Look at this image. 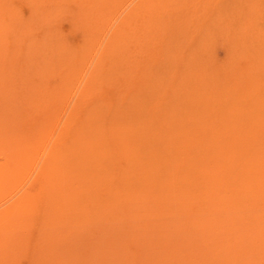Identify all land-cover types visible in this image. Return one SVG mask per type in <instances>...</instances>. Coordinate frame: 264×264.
Returning a JSON list of instances; mask_svg holds the SVG:
<instances>
[{
	"label": "rangeland",
	"instance_id": "374dc122",
	"mask_svg": "<svg viewBox=\"0 0 264 264\" xmlns=\"http://www.w3.org/2000/svg\"><path fill=\"white\" fill-rule=\"evenodd\" d=\"M53 1L54 0H0V66L2 65L1 67H5H3V70L1 69L2 71L0 70V73L3 72L2 74L4 75L10 71V69L7 67L9 64H2V61H5L6 58L7 60L9 58L12 60L13 56L17 57L16 55H25L26 63L28 65L26 67L22 66V68L20 67L17 69V72L22 70V74L20 77H22L23 80H19L20 82L17 81L18 83L16 84V86L14 85V87L17 90L16 93H18L19 91V96L21 95V97H19V99L16 101L15 96L12 94L11 101H4L5 105L2 106L4 109H6V113H8L9 111V115L13 116V120L9 123L8 126H5V124H0V133L4 134H0V140L2 141L6 135H9V133L10 136H14L15 139L16 137H18L17 142L18 139L19 141L21 139L23 146L29 149L28 151L25 149V153H27L26 157H30H28L27 163L25 161L21 162V160H15V162L13 163L7 156H5L3 152L4 149H2L4 147L2 145L4 144H1L0 141V171L2 172L4 170V175L2 174L1 178H4L5 176H7V174L9 175L16 169H18L20 173H18L12 179L13 182L11 184H8L7 187H0V244L2 246H6H3L4 249H2V246L0 248V254H2V256H0L1 264H226V261L223 262L222 259L223 253H218L215 251L214 253L209 254L207 252L208 245L213 244L214 242L218 241V239L225 240L227 243H231L232 245L235 238L238 239L239 235L246 234L243 232H246L245 229L247 228L242 227L243 221L246 220V215L242 217L241 212H236L237 210L234 209V206H228L229 204H227V202L234 200L232 201V203L236 202V206L241 207L243 209L242 212L247 213V215L251 213L258 214L263 210H256L253 203L257 205V202H255L256 200L254 201L252 199L256 198L258 200L264 198V186L260 185V187L258 188L247 187L244 192L237 193V190L240 189H238L237 187H190L188 190H186L187 187H182L181 189H178V187H161V185L160 187H154L152 186L154 185L152 181L155 178L161 179V176L165 175V173L168 172V161H176L174 157H171L170 154H166L165 152V149L168 147L171 150H176V143H174L176 141L170 142V140H168L166 137L163 138V134L165 130H170L169 126L174 127V132H180L184 130V128L186 127V119L190 118L189 116L187 117V114L185 115V113H187V107H189V105L178 101L179 99L177 98V96L179 97L180 94L178 92L182 91L181 89L183 86H185V89H187H184L183 96L194 94L197 89L199 90L201 88V85L198 84V80L201 79L200 76H211V74L208 75V72L216 74V72L219 71V69H215L216 65L218 64L221 66L220 68L224 67L225 69H227L228 75H222L223 77L233 76L231 74H234L235 76L233 78H239L246 82L247 77L255 75V80L258 83L257 86L260 89L263 88L264 0H171V5H167L166 2L168 0H113V6L108 8L109 10L101 13V8L100 10H98L99 14L97 12L95 13L94 18L92 17V20L94 21H92L88 17L86 18L84 12L82 15V11H80V14L78 10H72L70 8L68 4H73L74 0H62L60 2L65 5H59L58 7L55 5L56 1L58 0H55L54 2ZM79 1L82 2L83 0H76L75 5L76 3L79 4ZM44 6L48 8L46 9ZM54 6L57 8H55ZM152 10L153 12H151ZM79 18L81 19V21ZM98 21L99 23H97ZM87 22L88 24H86ZM90 23L92 26L90 25ZM30 26L31 28H29ZM82 27H84V29ZM95 27L98 28L97 31H95ZM135 29L137 30L139 35L137 38L133 39V37H131V33ZM85 31L87 33H85ZM84 34L85 37L82 38L81 35ZM49 35H51L52 37L51 40H49ZM256 38H258L259 40ZM132 39L133 41H131ZM193 39L194 43L192 44L191 42L193 41ZM52 40L55 43L52 42ZM88 40L90 43L88 42ZM249 42H253V44L251 45ZM247 43L248 48L246 46ZM47 44H51V48ZM31 45L33 47L35 46L38 51H36L34 49L35 47L33 48ZM45 45L47 46V48ZM55 45L57 48L62 49L63 52L58 53L59 50L55 47ZM37 46H39L40 48ZM190 46H192V48ZM91 47L93 50L90 49ZM246 48L248 49V51ZM33 49L35 50V52ZM50 49H52V52H50ZM192 49L196 50L197 52H194V50ZM80 50L84 52V54L79 56L80 58L78 57L77 61L76 53L81 52ZM109 50L111 51L110 54ZM89 51L91 52V54ZM117 52L119 54L122 53L120 57H117L119 55ZM247 52L248 54L252 53V55H248ZM60 54L62 55L60 56ZM243 54L247 55L244 56V58H241L243 57ZM101 55H104V58H101ZM44 56L48 58L46 59L44 58ZM49 56H51L52 58ZM237 56L239 57V59L237 58ZM68 57L72 59L75 58L74 60L77 62L75 63L74 60H71ZM122 57L123 60L125 58H128L129 60V65L126 64L127 67H125L124 63L120 64L121 70H126L127 73L125 71H123V73L120 72L121 75L118 73L119 75L116 78L115 75L112 74L113 70L114 73L116 71V68L114 67L115 58ZM253 57L255 58L253 59ZM41 58L44 60L41 61ZM35 59H37L40 63L38 64ZM67 59L68 62H73H69L70 65L68 63L70 67L64 64L61 65V63H59L61 65V69L57 61L62 62V60L65 61ZM190 59L192 62H190ZM235 59L236 61H234ZM245 60L249 61V64L246 61L248 65H246ZM48 61L50 64L52 63L51 61H53L54 64L55 62L57 63L56 65L51 64L52 66H56L55 71H53L55 67H52V70V68L50 67L51 65L48 63ZM224 64H226L227 66H225ZM236 64L239 66L235 67ZM41 65L44 66L41 67ZM229 65L231 66L230 68ZM252 65L253 67H249ZM195 67L197 70L195 69ZM241 67H243V69ZM65 68L69 72L62 73L64 72ZM59 69L60 72L58 71ZM102 69H104L103 72H101ZM184 69L188 70L186 71ZM257 69H259V71ZM260 69L262 71H260ZM206 70L209 71L206 73ZM46 71H51L52 74L51 72ZM230 71L235 72L231 73ZM155 72H157V74L160 73L161 81L160 87L154 91V89L145 87L146 81L144 83L142 82L144 81L145 76L150 77L152 73ZM43 73L44 75H47L43 77ZM57 73L61 75H57ZM107 73L109 74L106 75ZM237 73H239V75ZM62 74L64 77L62 76ZM52 75L55 76L52 77ZM129 75V78H131L130 80L128 78ZM2 76L0 77L1 79ZM33 76H35L34 78L38 79H34ZM59 76L61 77V81L60 79H58ZM112 76H114L116 79L114 77L112 78ZM180 76L182 80H180ZM67 77H69V80L66 79ZM96 77L98 79H96ZM123 77L126 80L128 78V80L124 81L125 79H123ZM172 77L174 78L172 79ZM216 77L218 78V76ZM32 79L36 81L34 82V80ZM189 79H191V81ZM261 79L263 80L262 82H260ZM163 80H166V83ZM42 81H46L47 83L45 82L46 84H44ZM98 81L102 82L100 83ZM138 81H142L141 84L140 82L137 83ZM173 81L177 84H173ZM216 81L218 83L219 81L222 82L221 79H218ZM162 82L163 84H161ZM182 82L183 85L181 84ZM217 82L214 81L212 86L216 87L218 85ZM93 83L94 86H97L94 87ZM195 83L197 85H195ZM170 84L176 86L173 87ZM219 84L221 85H218L217 88L219 87L220 90H223L225 88V85L223 83ZM61 85L64 87L62 88ZM163 85L166 86L162 87ZM28 89L32 90L28 91ZM13 90L16 91L15 89ZM57 90L59 92H57ZM63 91L64 93H62ZM145 91L150 93L147 94ZM119 93L121 97L118 96ZM38 94H40V97L38 96ZM147 95H149V99H147ZM36 96H38L39 98H36ZM136 96H138L137 98L139 99L135 98ZM249 96L250 94L244 93L240 98L242 100H244V98H248L246 100L247 103L245 104L246 107L252 102L250 101ZM114 97L118 99L114 100ZM145 97L146 99H144ZM153 98H158L161 102L160 104L163 106L160 108V112L161 110H164L165 112L162 113H165L166 117H164V119L161 120L162 122L160 121V123H166L165 127L162 126L163 124H161V127L160 124H157L156 120H154L153 118L152 122H150L151 118L149 116L148 107L150 106L149 102L153 100ZM130 99H133L132 103ZM113 100L116 102H114ZM125 100L127 102H130L126 104L127 102ZM163 101L164 103H162ZM42 102H44L46 105H44V103L41 104ZM122 102L124 103L123 105ZM175 102L177 105L175 104ZM240 102L245 103V100ZM109 104L111 105V109L118 107L115 110L113 109L116 112L113 111V113L111 114V110L107 111L108 109H110L108 108L110 107ZM129 104H132V106L130 107ZM52 106H55V111L51 108ZM123 106L125 107L123 108ZM129 107L130 109L133 107L135 110L137 107L138 108L137 111H134L133 108V110H128ZM117 109L119 111H117ZM212 109L214 108L212 107L210 111H206L208 116L211 118L213 111ZM244 110L245 108L241 109V114L238 112V110L230 111L226 115V121L229 120L228 123L231 122L232 124H234L235 122L239 121V119H233L232 117L235 116L234 118H237L236 116H239L238 118H241L242 112V117L247 118L248 114H246ZM88 111L91 114L88 122L90 123V120L93 119L91 120V124L93 123V125L90 126L95 130H90V126L85 128L84 135L86 134L85 137H87L88 146L83 149L81 154L83 155L84 159H86L85 165L89 167V169H94L95 166H98L99 169H101L102 165L106 164L108 168L107 172L103 170L101 172L105 174L104 179L110 178L114 173V183H111V187H104L103 182L105 180L101 182V176L99 181V176L97 177V174L90 173L91 175L86 176L87 180H90L91 183L89 184V187H81L83 188V191L81 188L80 190L79 187H66L68 192H66L67 190H64L65 187L63 189L62 187H42V184L41 187H39V183L43 181L41 178L47 177V174L49 172L47 169L49 167L48 164L51 158L54 157L55 151L58 148L61 149L63 147V144L59 147L57 145L61 144L65 140V138H68V135H70L74 129L79 127L80 123L76 124L75 120L77 122L79 121L78 119H82L85 115V117H87L89 113ZM141 111H143V113H140ZM133 112H136V114L139 113L138 115L140 116L136 118V114ZM117 113L119 114V116H122V114L125 113V116L128 117L126 118L123 114V119L122 121H120V124L119 120H121V116L119 117ZM234 113L237 115H235ZM45 114L48 116H46ZM54 114L56 115L55 117L53 116ZM94 115L95 117H93ZM131 115H134L135 117ZM112 116H116L114 117L115 119ZM129 116L131 117L129 118ZM117 118L119 119L116 120ZM51 120L54 122H51ZM123 120L124 123L125 120H128V122L125 123L126 127H129L127 130L125 128V125H123ZM43 121H45V123L52 124L48 126V124L43 123ZM248 121L246 120L245 123L248 124ZM99 122H102V124H100ZM149 123H153L152 127H150L151 125ZM204 123L205 124H202L201 126L206 127L207 124H214V122L211 121H207ZM40 124L42 126L45 125L44 127L47 128L41 127ZM108 125H112V127H109ZM117 125L121 126L118 127ZM16 126L18 127V129ZM113 126H115L114 129ZM201 126L199 125V128ZM225 126L223 128L221 127L223 131L221 128H218L220 130L218 132H215V135H220L221 139H217L216 136H212L213 138L202 137L201 135L197 136L199 138H195V142L192 144L193 146L191 145V148L188 149V153L187 151H185V149L182 150V158H179V160L177 159V161L179 163H184L189 161V159L191 160V155L194 157V155L198 153V150L199 153L200 150L206 149H212L217 152L219 148V152L221 150H225L226 152L228 151L231 154L232 147L229 140L231 139V135L230 133H228L231 126ZM9 127L11 128L9 129ZM131 127H133L132 131H130ZM163 127L165 130L163 129ZM19 128L21 130L23 129V132ZM117 128L125 130L124 132L128 134V136L133 139V141H135V146L137 147L136 153H141L149 150L150 153L147 155V159H145L146 155H144L143 153L145 161L143 160L140 163L142 164V167L131 166L132 170H130L128 165L129 162L126 160L127 153L131 156L130 150H128V152L124 148L121 150L122 145H120L119 141H116L112 136H109V131L114 132ZM139 128L141 129L140 134ZM149 128L151 130L153 129V133L150 132L151 130ZM156 128L158 129V131ZM28 129H31V132ZM45 129H47L48 131ZM62 129L64 130V133H61ZM97 129L98 131H96ZM108 129L109 131L107 132ZM34 130H36L37 133ZM100 130L101 132L99 133ZM144 130H146V132H150V136L148 133H145ZM5 131L9 133H5ZM67 131H69L70 133H67ZM91 131H94V133H92ZM154 132L156 133L154 134ZM23 133L25 134L26 138ZM43 134L45 137L43 136ZM243 134L244 132L240 130L236 134L237 136H235L238 138V140L242 141V139L244 138L242 137ZM104 135L107 137H105ZM152 135L154 136L152 137ZM255 135L258 136L256 132L251 134L250 139L258 141V137H256ZM62 136L66 137L62 138ZM145 136H148V138L150 139ZM159 137L161 141L158 140ZM142 138H147V144L144 143L145 141H143ZM202 138L204 139V141ZM149 140H151L152 142H150ZM211 140L216 143L211 142ZM94 141L96 143H99L95 145L96 143ZM211 143L214 145L213 148L210 147V145H212ZM224 143L228 144L225 145ZM158 145H161V148ZM91 146L93 148H90ZM195 146L198 148H196ZM238 149L242 148L238 147ZM154 150L160 151L156 152ZM85 151L88 153H85ZM122 151L125 155H123ZM240 152L241 151H239V153ZM153 153L154 157H152ZM133 154H135V152ZM166 155H169V157H166ZM100 156L105 157L104 159H102L103 157ZM186 156L189 158H187ZM151 158H153V160H151ZM194 160H199V157H195ZM204 160L206 161L207 158H205ZM7 162H10L8 166L6 164ZM115 164H117V167L114 166ZM145 165L146 167H144ZM5 166L6 168H4ZM90 166L92 167L90 168ZM261 166L263 167V165H258L257 172L264 169H260ZM210 167L212 168V166ZM124 168L126 169L124 170ZM128 168L129 170H127ZM127 174L128 177H132V180H134V182H138L141 187H127ZM94 175L96 177H94ZM56 178H59L58 175H56ZM121 178L124 180H121ZM110 179L112 180V178ZM167 179H169L168 182L172 184L174 178L170 176ZM75 180L76 182L80 181V179H77L76 177ZM170 180H172V182H170ZM24 181L27 182L28 185L26 184L24 187H21L22 183H25ZM120 181H123V184ZM100 182L101 187L99 185ZM31 185H33V187ZM148 185H150V187ZM217 188H220V190H217ZM51 189L54 190L53 193H51ZM251 189L253 190L251 191ZM133 191L135 192L133 193ZM112 192L115 193L114 195H117V197H114V195H112ZM201 192H203L204 195ZM252 193L255 196H253ZM54 194H59L57 197L61 198V202H64L63 204L67 202L68 197V201H72L73 206L75 205L76 207H73V209L70 210V213L69 211H66L65 213L63 212V214L62 211L55 212L50 210V200L48 199L50 196L47 195ZM86 195L88 198L86 197ZM195 195H197V197H194ZM82 196L84 197V199ZM176 196L179 197L177 198ZM64 197L66 198L65 201ZM203 197H205L206 203L217 202V205H224L219 209L220 212H218L219 214L217 218L211 219L212 222L210 224L212 226L214 225L215 227L213 230L208 228L209 226L205 225L202 222L198 223L196 216L193 218L192 215H190V210L188 211V208L185 209L184 207L185 201L187 199H190L189 202H191V205H193L195 204L196 199H203ZM81 199H83L84 201ZM77 200L83 201V203L80 204ZM129 200L132 202H130ZM91 202H98V205H94L95 211L98 213V215L95 214L96 212L94 211V209L89 212L87 211V209L89 210L90 208ZM96 205L98 207H96ZM176 205H178V207ZM113 207H115V209H112ZM140 208H142L143 210L141 211ZM224 208L225 210L228 209L227 212L224 211ZM136 209L138 211H136ZM103 212L105 213V216H103ZM74 214H77V216H74ZM216 215L215 213H213L210 216L205 215L204 217L213 218V216L216 217ZM80 216L83 218H81ZM60 217H66L68 219L67 221V219L65 218L67 221V223L65 224H68L66 227H64V224L62 225L61 222L63 221V218ZM75 217H77L78 219H76ZM41 218H43L45 221L41 224L45 225L46 223V226H48L46 228H42L43 230L40 228V226H38V224H36L38 219L40 220ZM73 219H75L76 221ZM225 220H227L226 223L223 222ZM91 221L92 223H90ZM240 223L242 225H240ZM256 223L254 226V223L252 221L251 224H249L248 222L251 229L247 230V233L250 237L246 234V239H255L254 237L257 235L256 232H258L256 230V226L259 225ZM236 226H238L239 228L238 232L235 231ZM232 230H234L233 233H231ZM242 238H245V236ZM259 249L261 251L260 257L262 259V255L264 258V244ZM250 257H245L237 264H262L263 262L262 260V262L260 263L259 261H257V259L254 263ZM2 261H4V263Z\"/></svg>",
	"mask_w": 264,
	"mask_h": 264
},
{
	"label": "bare ground",
	"instance_id": "6f19581e",
	"mask_svg": "<svg viewBox=\"0 0 264 264\" xmlns=\"http://www.w3.org/2000/svg\"><path fill=\"white\" fill-rule=\"evenodd\" d=\"M47 1V0H46ZM55 1V0H54ZM53 1V2H54ZM60 1H62V0H58V1H56V6L58 7L59 5H65V4H63V3H61ZM170 1L171 0H168L166 3H167V5H169L170 4ZM45 2V1H44ZM75 2H76V0H74L73 1V4L72 3H70V4H68L69 6H70V8L72 9V10H78L79 11V13H80V11H82V15H83V12L85 13L84 15L86 16V18L88 17V18H90L91 20L94 18V16H95V13L97 12L98 13V10H100L101 8H102V12L101 13H104V11H106V10H109L108 8H110L111 6H113V0H83L82 2H80L79 4H77L76 3V5H75ZM174 2V1H173ZM152 3V2H151ZM163 4V3H162ZM161 5V4H160ZM171 5V4H170ZM153 6V5H152ZM45 7V6H44ZM55 7V6H54ZM57 7H55V8H57ZM156 7V6H155ZM43 8V7H42ZM41 8V9H42ZM46 8V7H45ZM48 8V7H47ZM46 8V9H47ZM155 11H156V9H155ZM151 12H153V10L151 11ZM81 14V13H80ZM99 14V13H98ZM151 14H154V13H151ZM93 17V18H92ZM80 19V18H79ZM83 19V18H82ZM80 21H81V19H80ZM92 21H94V20H92ZM77 22V21H76ZM85 22V21H84ZM218 22V21H217ZM97 23H99V21L97 22ZM75 24V23H74ZM86 24H88V22L86 23ZM93 24H94V22H93ZM101 24V23H100ZM77 25V24H76ZM75 25V26H76ZM90 25H91V23H90ZM85 26V25H84ZM92 26V25H91ZM94 26H95V24H94ZM205 26V25H204ZM77 27V26H76ZM101 27V26H100ZM29 28H31V26L29 27ZM83 29H84V27H82ZM80 29V28H79ZM82 29V30H83ZM87 29V28H86ZM97 29L98 28H96L95 27V31H97ZM74 30H76V29H74ZM79 32H80V30H79ZM206 32V31H205ZM76 33H78V32H76ZM85 33H87L86 31H85ZM90 35V34H89ZM88 35V36H89ZM95 35V34H94ZM138 35H139V33L137 32V30L135 29V30H133L132 31V33H131V37H133V39L134 38H137L138 37ZM210 35V34H209ZM82 36V38L83 37H85V34L84 35H81ZM80 36V37H81ZM87 36V37H88ZM91 36V35H90ZM212 36V35H211ZM214 36V35H213ZM208 37V36H207ZM222 37V36H221ZM220 37V38H221ZM226 37H227V35H226ZM259 37V36H258ZM79 38V37H78ZM82 38H81V40H82ZM52 39V37H51V35H49V40H51ZM56 39V38H55ZM93 39V38H92ZM91 39V40H92ZM133 39L131 40V41H133ZM202 39V38H201ZM228 39V38H227ZM232 39V38H231ZM256 39H258V38H256ZM87 40V39H86ZM212 40V39H211ZM210 40V41H211ZM240 40V39H239ZM259 40V39H258ZM261 40V39H260ZM96 41V40H95ZM208 41V40H207ZM49 42V41H48ZM47 42V43H48ZM52 42H54L53 40H52ZM56 42H57V40H56ZM88 42H89V40H88ZM258 42V41H257ZM50 43V42H49ZM55 43V42H54ZM86 43V42H85ZM90 43V42H89ZM192 44L194 43V39H193V41L191 42ZM202 43V42H201ZM250 43V42H249ZM260 43V42H259ZM190 44V43H189ZM251 45L253 44V42H251L250 43ZM35 45V44H34ZM44 45V44H43ZM47 45H49V47L51 48V44H47ZM84 45V44H83ZM86 45V44H85ZM92 45V44H91ZM195 45V44H194ZM201 45V44H200ZM248 45V43L246 44V46ZM32 46V45H31ZM46 46V45H45ZM87 46H88V43H87ZM94 46V45H93ZM187 46V45H186ZM185 46V47H186ZM25 47V46H24ZM33 47V46H32ZM35 47V46H34ZM33 47V48H34ZM37 47H39V46H37ZM48 47V48H49ZM55 47H56V45H55ZM54 47V48H55ZM60 47V46H59ZM62 47V46H61ZM85 47V46H84ZM191 48H192V46H190ZM240 47V46H239ZM40 48V47H39ZM46 48H47V46H46ZM57 48V47H56ZM187 48V47H186ZM189 48V47H188ZM247 48H248V46H247ZM246 48V49H247ZM36 51H38L37 50V48L35 47L34 48ZM33 49V50H34ZM42 49V48H41ZM58 50H59V52L58 53H62L63 52V50L62 49H59V48H57ZM56 49V50H57ZM90 49H92V47L90 48ZM109 49V48H108ZM206 49V48H205ZM226 49V48H225ZM259 49V48H258ZM17 50V49H16ZM23 50V49H22ZM35 50H34V52H35ZM47 50V49H46ZM52 49H50V52H52L51 51ZM93 50V49H92ZM107 50V49H106ZM192 50H194V49H192ZM198 50V49H197ZM250 50V49H249ZM41 51V50H40ZM48 51H49V49H48ZM61 51V52H60ZM81 51V50H80ZM196 50H194V52H195ZM203 51V50H202ZM231 51V50H230ZM247 51H248V49H247ZM260 51V50H259ZM22 52V51H21ZM20 52V53H21ZM66 52V51H65ZM64 52V53H65ZM86 52H88V51H86ZM90 52V51H89ZM192 52V51H191ZM197 52V51H196ZM264 52V51H263ZM46 53H47V51H46ZM56 53V52H55ZM63 53V54H64ZM92 53H93V51H92ZM111 53V51L109 50V54ZM118 53V52H117ZM230 53V52H229ZM7 54V53H6ZM70 54V53H69ZM82 54H84V52H79V53H76V57H77V61H78V57L79 56H81ZM90 54H91V52H90ZM95 54V53H94ZM93 54V55H94ZM109 54H107V55H109ZM119 54V53H118ZM121 54L122 53H120L117 57H120L121 56ZM196 54H198V53H196ZM247 54H248V52H247ZM246 54V55H247ZM15 55V54H14ZM39 55H41V54H39ZM42 55H43V53H42ZM49 55V54H48ZM51 55V54H50ZM54 55V54H53ZM57 55H59V54H57ZM62 54H60V56H61ZM85 55H86V53H85ZM104 55H106V54H104ZM104 55L102 56L101 55V58L103 57L104 58ZM246 55H242L243 57H241V58H244V56H246ZM248 55H252V53L251 54H248ZM259 55V54H258ZM1 56V55H0ZM3 56V55H2ZM17 57H15V56H13V59L11 60L10 58L7 60V58L6 57H4V58H6L5 59V61H2L3 63L2 64H9L7 67L10 69V71L8 72V73H6V74H2V73H0L1 75H0V77L2 76V79L0 80V117L2 118V117H4V118H0L1 120H0V124H5V126L7 125H9V123L10 122H12V120H13V116H10L9 115V111H8V113H6V109H4L2 106L3 105H5L4 104V101L6 102V101H8V100H10L11 101V99H12V97H11V95L13 94L14 96H15V100L17 101L18 99H19V97H21V95L19 96V91H18V93H16L17 92V90H16V88L14 87V85L16 86V84L18 83L17 81H19V80H23V78L22 77H20L21 76V74H22V70L21 71H19V72H17V69L18 68H22V66H28L27 65V63H26V57H25V55L24 56H22L21 54H20V56L19 55H16ZM26 56H27V53H26ZM69 56V55H68ZM241 56V55H240ZM256 56V55H255ZM260 56V55H259ZM36 57H37V55H36ZM49 57H51V56H49ZM53 57H55V56H53ZM59 57V56H58ZM57 57V58H58ZM64 57V56H63ZM71 57V56H70ZM183 57V56H182ZM3 58V59H4ZM31 58V57H30ZM39 58V57H38ZM44 58H46L45 56H44ZM48 58V57H47ZM46 58V59H47ZM52 58V57H51ZM69 58V57H68ZM72 58H73V55H72ZM72 58H69V59H71V60H74V59H72ZM80 58V57H79ZM237 58L239 59V57L237 56ZM236 58V59H237ZM255 57H253V59H254ZM46 59H45V61H46ZM61 59V58H60ZM81 59H82V57H81ZM126 59V60H125ZM124 60H123V57L122 58H115V65H114V67L116 68L115 70V73H114V70H113V72H112V74H114L115 75V77L117 78L118 77V75L120 74V72H122L123 73V71H125L126 72V70H121V67H120V64H122V63H124L125 64V67H127L126 66V64H128L129 63V60H128V58H125ZM236 59L234 60V61H236ZM7 60V61H6ZM44 59H42L41 58V61H43ZM58 60H59V58H58ZM84 60H86V59H84ZM101 60V59H100ZM193 60V59H192ZM35 61H37V63L39 64L40 62H38V60L37 59H35ZM40 61V60H39ZM55 61H57V60H55ZM60 61V60H59ZM59 61H57L58 62V65L60 66V68H61V65L62 64H64V65H66V66H68V67H70L69 65H70V63L69 62H73V61H69L68 62V59L67 60H65V61H63L62 60V62H64V63H62V62H59ZM77 61H75L74 60V62L76 63ZM112 61V60H111ZM127 61V62H126ZM222 61V60H221ZM233 61V62H234ZM244 61V60H243ZM247 60H245V62H246ZM254 61V60H253ZM52 63L51 64H54L53 63V61H51ZM126 62V63H125ZM190 62H192L191 61V59H190ZM248 62V64H249V61H247ZM247 62H246V65H248L247 64ZM26 63V64H25ZM36 63V62H35ZM48 63H49V61H48ZM59 63H61V65L59 64ZM68 63H69V65H68ZM84 63V62H83ZM101 63H102V61H101ZM185 63V62H184ZM195 63V62H194ZM237 63V62H236ZM240 63V62H239ZM242 63V62H241ZM47 64V63H46ZM50 64V63H49ZM50 64V65H51ZM57 63L55 62V64L54 65H56ZM79 64H80V60H79ZM187 64V63H186ZM190 64V63H189ZM198 64V63H197ZM238 64V63H237ZM236 64V66L235 67H237V66H239V65H237ZM243 64H245V63H243ZM35 65V64H34ZM57 65V66H58ZM129 65V64H128ZM184 65V64H183ZM192 65V64H191ZM225 66H227L226 64H224ZM242 65V64H241ZM2 66V65H1ZM0 66V70L2 69L3 70V67H1ZM36 66H37V64H36ZM42 66H44V65H41V67ZM77 66V65H76ZM180 66H182V65H180ZM49 67V66H48ZM51 68L53 67H55L54 68V70H53V68H52V70L53 71H55V69H56V66H50ZM49 67V68H50ZM131 67V66H130ZM130 67H128V68H130ZM167 67H169V66H167ZM188 67V66H187ZM221 66L220 65H216V67H215V69H219V71L218 72H216V74L215 73H209L207 70H206V73L208 72V75L209 74H211V76H203V77H201L200 76V80H198V84L199 85H201V88L198 90L197 89V91L194 93V94H189V95H187V96H183V91H184V89H185V86H183L182 87V91H180V92H178V93H180L179 94V97L177 96V98L179 99L178 101H181V102H183V103H185V104H188L189 105V107H187V113H185V115L187 114V117L189 116L190 118H188V119H186V120H184V121H186V127L184 128V130H182V131H180V132H174V127H172V126H169L170 127V130L168 129L167 131L164 129V127L166 126V123H160V121L161 120H163L164 119V117H166L165 116V113H162V112H165L164 110H161V112H160V108L161 107H163L160 103V101H159V99L158 98H153V100H151L150 102H149V104H150V106L148 107V112H149V116H150V118H151V121L150 122H152V120L154 119V120H156V122H157V124L159 123L160 124V126H161V124H163L162 126H164L163 127V129L165 130L164 131V134H163V138L164 137H166L168 140H170V142L172 141H176V142H174V143H176V146L175 147H177V149L176 150H171L169 147L168 148H166L165 149V152H166V154H170V156L171 157H174L175 158V160L176 161H168V163L167 164H169L167 167L169 168L168 169V172H166L165 173V175H163V176H161V179L160 178H158V179H154L152 182L154 183V185H152V186H154V187H160V185H161V187H178V189L180 188H182V187H187L186 188V190H188L190 187H237L239 190H237V193L239 192V193H242V192H244V190H246V188L248 187V188H250V187H254V188H258V187H260V185L261 186H264V169L263 170H261V171H259V172H257L258 170H257V168H258V165L260 164V165H263V167L261 166V168L260 169H262V168H264V86H263V88H259L257 85H258V83L256 82V77H255V75L254 76H250V77H247L246 78V82H244L243 80H241V79H236V78H233L235 75L234 74H231V75H233V76H226V77H223L222 75H228L227 74V69H225L224 67H222V68H220ZM231 66L229 65V68H230ZM249 67H253V65L252 66H249ZM5 68V67H4ZM204 68V67H203ZM206 68V67H205ZM242 69H243V67H241ZM7 69V68H6ZM25 69V68H24ZM23 69V70H24ZM29 69H31V68H29ZM28 69V70H29ZM48 69V68H47ZM62 69V68H61ZM97 69V68H96ZM126 69V68H125ZM195 69H196V67H195ZM208 69V68H207ZM210 69H211V67H210ZM213 69V68H212ZM238 69H239V67H238ZM251 69V68H250ZM253 69V68H252ZM1 70V71H2ZM51 70V71H52ZM108 70H110V69H108ZM184 70H186V69H184ZM183 70V71H184ZM188 70V69H187ZM186 70V71H187ZM197 70V69H196ZM258 71H259V69H257ZM42 71V70H41ZM40 71V72H41ZM51 71H46V72H51ZM57 71V70H56ZM59 72H60V69L58 70ZM62 71V70H61ZM104 71V69H102V71L101 72H103ZM162 71V70H161ZM167 71V70H166ZM177 71V70H176ZM183 71H182V73H183ZM193 71H195V70H193ZM232 71H233V69H232ZM252 71V70H251ZM260 71H262L261 69H260ZM28 72V71H27ZM44 72V71H43ZM45 72V73H46ZM67 72H69V71H67V69L65 68V70H64V72H62V73H67ZM76 72V71H75ZM106 72H108V71H106ZM165 72V71H164ZM169 72V71H168ZM211 72V71H210ZM231 72V71H230ZM235 72V71H234ZM234 72H231V73H234ZM236 72H240V71H236ZM5 73V72H4ZM55 73V72H54ZM96 73V72H95ZM110 73V72H109ZM109 73H107L106 75H108ZM119 73V74H118ZM127 73V72H126ZM170 73V72H169ZM173 73V72H172ZM171 73V74H172ZM187 73V72H186ZM243 73V72H242ZM246 73V72H245ZM264 73V72H263ZM24 74V73H23ZM35 74V73H34ZM51 74H52V72H51ZM59 73H57V75H58ZM78 74V73H77ZM125 74V73H124ZM157 72H155V73H152V75L150 76V77H144V81H143V78H142V83H144L145 81H146V85H145V87H148L149 89H154V91L156 90V89H158L159 87H160V73L159 74H157ZM168 74V73H167ZM176 74H177V72H176ZM181 74V73H180ZM194 74H196V73H194ZM202 74V73H201ZM238 75H239V73H237ZM253 74V73H252ZM257 74V73H256ZM25 75H27V74H25ZM45 75H47V74H45ZM44 75V73L42 74V76L44 77L45 76ZM59 75H61V74H59ZM72 75H74V74H72ZM91 75H93V74H91ZM101 75V74H100ZM121 75V74H120ZM126 75V74H125ZM137 75V74H136ZM162 75V74H161ZM182 75V74H181ZM199 75V74H198ZM55 76V75H54ZM53 75H52V77H54ZM62 76H63V74H62ZM67 76V75H66ZM70 76V75H69ZM76 76H78V75H76ZM95 76V75H94ZM110 76V75H109ZM109 76H107V77H109ZM133 76V75H132ZM131 76V77H132ZM169 76H170V74H169ZM183 76V75H182ZM190 76H192V75H190ZM215 76V77H214ZM216 76H218V78L216 77ZM27 77V76H26ZM35 76H33V78H34ZM41 77V76H40ZM42 77V78H43ZM47 77V76H46ZM64 77V76H63ZM74 77V76H73ZM114 76H112V78H113ZM114 77V78H115ZM119 77H121V76H119ZM125 77V76H124ZM123 77V79H125ZM130 77V75L128 76V78ZM186 77H188V76H186ZM198 77V76H197ZM205 77V78H204ZM243 77H244V75H243ZM242 77V78H243ZM61 77L59 76L58 77V79H60ZM69 77H67L66 79H68ZM104 78V77H103ZM115 78V79H116ZM128 78H127V80H128ZM166 78H167V76H166ZM174 77H172V79H173ZM177 78V77H176ZM180 78H181V76H180ZM231 78H233V79H231ZM241 78V77H240ZM34 79H36V78H34ZM34 79H32V80H34ZM38 79V78H37ZM36 79V80H37ZM45 79H47V78H45ZM57 79V80H58ZM71 79H74V78H71ZM96 79H98L97 77H96ZM122 79V78H121ZM131 78H129V80H130ZM164 79V78H163ZM185 79V78H184ZM218 79H221L222 80V82H220L219 81V83H223L224 85H225V88L223 89V90H220V88L218 89L217 88V86L219 85H221V84H219L216 80H218ZM3 80V81H2ZM36 80H34V82L36 81ZM69 80V79H68ZM93 80V79H92ZM105 80V79H104ZM126 79L124 80V81H127ZM180 80H182V78L180 79ZM187 80V79H186ZM190 81H191V79H189ZM194 80V79H193ZM60 81H61V79H60ZM64 81V80H63ZM72 81V80H71ZM70 81V82H71ZM94 81V80H93ZM107 81V80H106ZM119 81H121V80H119ZM163 81H165V83H166V80H163ZM217 82V86L216 87H213L212 85H213V82ZM263 80L261 79V81L260 82H262ZM20 82V81H19ZM43 82V81H42ZM46 82V81H45ZM45 82H43L44 84H46ZM59 82V81H58ZM65 82V81H64ZM73 82V81H72ZM97 82V81H96ZM98 82H100V81H98ZM102 82V81H101ZM100 82V83H101ZM110 82H111V80H110ZM133 82V81H132ZM140 81H138L137 83H139ZM141 82H140V84H141ZM172 82V81H171ZM178 82V81H177ZM185 82V81H184ZM196 82V81H195ZM258 82H259V80H258ZM42 83V84H43ZM53 83V82H52ZM54 83H56V82H54ZM61 83V82H60ZM263 83H264V81H263ZM117 84V83H116ZM139 84V85H140ZM161 84H163V82L161 83ZM173 84H177V83H174V81H173ZM182 85H183V82L181 83ZM190 84V83H189ZM223 84H222V86H223ZM54 85V84H53ZM63 85H64V83H63ZM90 85H91V82H90ZM96 85V84H95ZM101 85V84H100ZM139 85H137V86H139ZM143 85V84H142ZM168 85V84H167ZM171 85V84H170ZM180 85V84H179ZM195 85H197L196 83H195ZM244 85V86H243ZM18 86V85H17ZM27 86H28V84H27ZM42 86V85H41ZM62 86V85H61ZM70 86V85H69ZM87 86V85H86ZM93 86H94V83H93ZM97 86V85H96ZM96 86H94V87H96ZM164 86H166V85H163L162 87H164ZM169 86V85H168ZM167 86V87H168ZM171 86H173V87H175L174 85H171ZM178 86V85H177ZM181 86V85H180ZM193 86V85H192ZM222 86H221V88H222ZM14 87V88H13ZM60 87V86H59ZM58 87V88H59ZM64 86H62V88H63ZM142 87V86H141ZM195 87V86H194ZM30 88V87H29ZM67 88H68V86H67ZM89 88H90V86H89ZM92 88V87H91ZM140 88V87H139ZM196 88H197V86H196ZM13 89H15L16 91H14ZM61 89V88H60ZM59 89V90H60ZM65 89V88H64ZM85 89H86V87H85ZM96 89V88H95ZM164 89V88H163ZM174 89V88H173ZM176 89V88H175ZM32 89H28V91H31ZM165 90H167V89H165ZM185 90H187V89H185ZM227 90V91H226ZM46 91V90H45ZM61 91V90H60ZM65 91V90H64ZM64 91L62 92V93H64ZM150 91V90H149ZM160 91V90H159ZM171 91H173V90H171ZM57 92H59L58 90H57ZM68 92V91H67ZM95 92H96V90H95ZM146 92V91H145ZM157 92V91H156ZM168 92V91H167ZM186 92V91H185ZM191 92V91H190ZM82 93V92H81ZM137 93V92H136ZM139 93V92H138ZM147 94L148 93H150V92H146ZM159 93V92H158ZM157 93V94H158ZM170 93V92H169ZM244 93H246V94H250V96H249V98H250V101H252L247 107H246V100L248 99H245L244 98V100H245V103L244 102H240V101H244V100H242V99H240L241 98V95L242 94H244ZM35 94V93H34ZM59 94V93H58ZM114 94V93H113ZM140 94V93H139ZM172 94V93H171ZM40 94H38V96H39ZM176 95V94H175ZM174 95V96H175ZM14 96H13V98H14ZM32 96V95H31ZM38 96H36V98L38 97ZM57 96V95H56ZM60 96V95H59ZM58 96V97H59ZM118 96H120V93H119V95ZM124 96V95H123ZM139 96V95H138ZM138 96H136L135 98H137ZM144 96H146V95H144ZM148 97H147V99H149V95H147ZM159 96V95H158ZM161 96V95H160ZM40 97V96H39ZM38 97V98H39ZM61 97H62V95H61ZM121 97V96H120ZM143 97V96H142ZM141 97V98H142ZM247 97V96H246ZM54 98H55V95H54ZM115 98V97H114ZM129 98V97H128ZM135 98H133V99H135ZM176 98V97H175ZM176 98V99H177ZM118 99V98H117ZM116 98L114 99V100H117ZM133 99H130V101H131V103H132V100ZM137 99H139V98H137ZM144 99H146V97L144 98ZM143 99V100H144ZM14 100V99H13ZM12 100V101H13ZM109 100V99H108ZM113 100V101H114ZM122 100V99H121ZM169 100V99H168ZM20 101V100H19ZM43 101V100H42ZM111 101V100H110ZM109 101V102H110ZM119 101V100H118ZM124 101V100H123ZM126 101V100H125ZM130 101H128V102H130ZM142 101V100H141ZM175 101V100H174ZM249 101V102H250ZM44 102H46V101H44ZM44 102H42L41 104H43ZM114 102H116V101H114ZM120 102V101H119ZM118 102V103H119ZM127 102V101H126ZM128 102L126 103V104H128ZM134 102V101H133ZM138 102V101H137ZM136 102V103H137ZM177 102V101H176ZM176 102H175V104H176ZM181 102H179V103H181ZM9 103V102H8ZM11 103V102H10ZM17 103V102H16ZM135 103V102H134ZM140 103V102H139ZM146 103V102H145ZM148 103V102H147ZM162 103H164V101L162 102ZM41 104H39V105H41ZM99 104V103H98ZM117 104V103H116ZM115 104V105H116ZM121 104V103H120ZM124 103L122 102V105H123ZM138 104V103H137ZM143 104V103H142ZM44 105H46L45 103H44ZM110 105V104H109ZM108 105V106H109ZM113 105H114V103H113ZM119 105V104H118ZM130 105V104H129ZM161 105V106H160ZM171 105V104H170ZM177 105V104H176ZM16 106V105H15ZM96 106V105H95ZM100 106V105H99ZM126 106V105H125ZM125 106H123V108L125 107ZM132 106V104L130 105V107ZM135 106H137V105H135ZM140 106H141V104H140ZM55 107V106H54ZM54 107L52 106L51 108L52 109H54ZM86 107V106H85ZM97 107V106H96ZM106 107V106H105ZM121 107V106H120ZM128 107V106H127ZM130 107H129V109L128 110H133L132 108L130 109ZM142 107H143V105H142ZM214 108V109H212L211 111H212V118L211 117H209L208 116V114H207V110L208 111H210V109L211 108ZM8 108V107H7ZM13 108V107H12ZM108 108H110V109H106L107 111H109V110H111L110 112H111V114L113 113V111L116 109V108H118V107H116V108H113V109H111V105H110V107H108ZM138 108V107H137ZM137 108H136V110L134 109V111H137ZM140 108V107H139ZM147 108V107H146ZM145 108V109H146ZM168 108V107H167ZM243 108H245V110H244V112L246 113V114H248V117L247 118H243L242 116H243V112H242V116H241V118H238L239 116H236L237 118H234V117H232L233 119H239V121H237V122H235V120H234V124H232L231 122L230 123H228L229 122V120L228 121H226V115L230 112V111H232V110H238V112L240 113V111H241V109H243ZM92 109V108H91ZM176 109H177V107H176ZM26 110V109H25ZM89 110V109H88ZM93 110V109H92ZM91 110V111H92ZM105 110V109H104ZM119 110H120V108H119ZM118 109H117V111H119ZM124 110V109H123ZM142 110V109H141ZM171 110V109H170ZM54 111H55V109H54ZM53 111V112H54ZM139 111V110H138ZM168 111V110H167ZM177 111V110H176ZM89 112V111H88ZM106 112V111H105ZM109 112V113H110ZM114 112H116V111H114ZM121 112V111H120ZM120 112H118V113H120ZM145 112V111H144ZM173 112V111H172ZM206 112V113H205ZM11 113V112H10ZM117 113V114H118ZM133 113H135L136 114V112H133ZM138 113V112H137ZM140 113H143V111H141ZM167 113V112H166ZM175 113H177V112H175ZM208 113H210V112H208ZM232 113V112H231ZM8 114V115H7ZM49 114V113H48ZM52 114V113H51ZM85 114V113H84ZM124 114V116L126 115L125 113H123ZM123 114H122V116H121V120H119V123H120V121H122V119H123ZM131 114H132V112H131ZM139 114V113H138ZM138 114H136L135 116H136V118L137 117H139L140 115H138ZM235 114V113H234ZM241 114V113H240ZM46 115V114H45ZM90 112L88 113V116L87 117H83V115H82V119L80 120V119H78L79 121H77L76 122V120H75V123L77 124H79L80 123V125H79V127H77L76 129H74L73 130V132L70 134V135H68V138L66 139L65 138V140L61 143V144H58V142H57V146L59 147V146H61L62 144H63V147L61 148V149H57L56 151H55V155H54V157H50L51 158V160H50V162H49V164H48V174H47V177L45 178L44 176V178H41L43 181L41 182V183H39L40 184V186L39 187H41V184H42V187H62V189L64 188V190L66 191L67 189H66V187L67 188H69V187H79V189L81 188V187H89V184L91 183V181L90 180H87V176L86 175H91L90 173H94V174H97V177L99 176V181H100V176H101V178H102V180H101V182H103V180H105L104 182H103V185H104V187H111L110 185H111V183H114V179H115V177H114V173H113V175L110 177V178H112V180L110 179V178H106V179H104L105 178V174H103L101 171L103 170V171H106L107 172V166H106V164H104V165H102V167H101V169H99V167L98 166H95L94 167V169H89V167H87L85 164H86V162H85V160L86 159H84V157H83V155L81 154V152L83 151V149L84 148H86V146H88V141H87V137H85V135H84V131H85V128L86 127H88V126H92L93 125V123L91 124V120H93V119H91L90 120V123L88 122L89 120L88 119H90ZM102 115V114H101ZM105 115H109V114H105ZM130 115V114H129ZM146 115V114H145ZM174 115V114H173ZM211 115V114H210ZM235 115H237V114H235ZM46 116H48V115H46ZM50 116V115H49ZM54 117L56 116L55 114L53 115ZM52 116V117H53ZM118 116H119V114H118ZM117 116V117H118ZM119 116V117H120ZM131 116H134V115H131ZM131 116H129V118L131 117ZM134 116V117H135ZM148 116V117H149ZM245 116V115H244ZM93 117H95V115L93 116ZM97 117V116H96ZM102 117V116H101ZM106 117V116H105ZM109 117V116H108ZM113 117V116H112ZM114 117H116V116H114ZM113 117V118H114ZM126 117V116H125ZM124 117V118H125ZM128 117V116H127ZM126 117V118H127ZM134 117H132V118H134ZM168 117V116H167ZM174 117V116H173ZM50 118V117H49ZM104 118V117H103ZM110 118V117H109ZM128 118V119H129ZM153 118V119H152ZM183 118H185V117H183ZM183 118H181V119H183ZM34 119V118H33ZM46 119V118H45ZM52 119V118H51ZM98 119V118H97ZM102 119V118H101ZM115 119V118H114ZM119 118H117L116 120H118ZM168 119H170V118H168ZM3 120V121H2ZM105 120V119H104ZM103 120V121H104ZM143 120V119H142ZM246 120L248 121V124L247 123H245L246 122ZM46 121V120H45ZM45 121H43V123H45ZM97 121H99V120H97ZM101 121V120H100ZM139 121V120H138ZM168 121V120H167ZM176 121V120H175ZM207 121H211V122H214V124H207V126L206 127H203V126H201L202 124H205L204 122H207ZM215 121H217V122H215ZM3 122V123H2ZM14 122H15V120H14ZM17 122V121H16ZM31 122V121H30ZM33 122V121H32ZM48 122V121H47ZM51 122H54V121H52L51 120ZM106 122H108V121H106ZM105 122V123H106ZM110 122V121H109ZM128 122V120L126 121L125 120V123H127ZM133 122V121H132ZM145 122H146V120H145ZM162 122V121H161ZM169 122V121H168ZM179 122V121H178ZM37 123V122H36ZM36 123H35V125H36ZM100 124H102V122H99ZM104 123V124H105ZM117 123H118V121H117ZM124 123V120H123V125H125V128H126V130L129 128H127L126 127V124ZM135 123H136V121H135ZM134 123V124H135ZM11 124H13V123H11ZM30 124V123H29ZM32 124V123H31ZM38 124V123H37ZM45 124H48V123H45ZM52 124V123H51ZM50 123L48 124V126H50L51 125ZM107 124V123H106ZM106 124H105V126H106ZM121 124V123H120ZM150 124V123H149ZM153 124V123H152ZM152 124H150L151 126L150 127H152ZM33 125V124H32ZM41 125V124H40ZM40 125H38V126H40ZM44 125V124H43ZM74 125V124H73ZM97 125V124H96ZM119 125V124H118ZM117 125V126H118ZM122 125V126H123ZM129 125V124H128ZM127 125V126H128ZM169 125V124H168ZM167 125V126H168ZM199 125L201 126L200 128H199ZM225 125H230L231 127L229 128L230 130H229V132L228 133H230V135H231V139H229L230 140V145H231V147H232V152H231V154L227 151H225V150H221L220 152H219V148H218V150H217V152L215 151V150H212V149H206V150H200V153H199V150H198V153L197 154H195L194 155V157L191 155V157H192V159L190 160L189 159V161H187V162H184V163H179L178 161H177V159L179 160V158H182L181 156H182V154L183 153H181V152H183L182 150H184L185 149V151H187V153H188V149L189 148H191V145L195 142V138H199V137H197V136H202V137H214V136H216L215 134V132H218L220 129H218V128H223ZM22 126V125H21ZM30 126V125H29ZM45 126V125H44ZM44 126H42L41 125V127H44ZM75 126V125H74ZM90 126V127H91ZM95 126V125H94ZM93 126V127H94ZM98 126V125H97ZM104 126V127H105ZM109 126V125H108ZM121 126V125H120ZM120 126H118V127H120ZM132 126H133V124H132ZM135 126V125H134ZM141 126V125H140ZM146 126V125H145ZM161 126V127H162ZM205 126V125H204ZM17 127V126H16ZM33 127V126H32ZM31 127V128H32ZM41 127H39V128H41ZM72 127V126H71ZM71 127H70V130H71ZM89 127V128H90ZM104 127H102V128H104ZM107 127V126H106ZM109 127H112V125L111 126H109ZM124 127V126H123ZM143 127V126H142ZM179 127V126H178ZM226 127V126H225ZM11 127H9V129H10ZM24 128V127H23ZM36 128V127H35ZM34 128V129H35ZM44 128H47V127H44ZM74 128V127H73ZM99 128V127H98ZM115 128V126H113V129ZM132 128L133 127H131L130 129V131H132ZM158 128V127H157ZM156 128V129H157ZM198 128V129H197ZM221 128V129H222ZM8 129V128H7ZM14 129V128H13ZM16 129V128H15ZM17 129H18V127H17ZM20 129V128H19ZM38 129V128H37ZM100 129V128H99ZM140 129V128H139ZM143 129V128H142ZM150 129V128H149ZM160 129V128H159ZM162 129V130H163ZM21 130V129H20ZM28 130H30V132H31V129H28ZM39 130V129H38ZM42 130H44V129H42ZM45 130H47V129H45ZM90 130H95V129H92V127H91V129ZM101 130H103V129H101ZM101 130L99 131V133L101 132ZM151 130V129H150ZM149 130V131H150ZM242 131V132H244V134H243V136L242 137H244L243 139H242V141H240V140H238V138L236 137L237 135V133L239 132V131ZM22 132H23V129L21 130ZM36 133H37V131L36 130H34ZM48 131V130H47ZM75 131V132H74ZM96 131H98V129L96 130ZM95 131V132H96ZM109 131V129L107 130V132ZM125 130H123V129H121V128H117L114 132H110L109 131V136H112L113 137V139H115L116 141H119V143H120V145H122V148H121V150L124 148V149H126L127 150V152H128V150H130V153H131V156L127 153L126 154V160L129 162V168H130V170H132L131 169V166H133V167H142V164H140L143 160H144V155H146V158L145 159H147L148 158V154L150 153L149 152V150L148 151H144V152H141V153H139V152H137L136 153V149H137V147L135 146L136 144H135V141H133V139H131L129 136H128V134H126L125 132H124ZM129 131V130H128ZM145 131V133H150V132H152L153 131V129L150 131V132H146V130H144ZM157 131H158V129H157ZM160 131V130H159ZM222 131H223V129H222ZM16 132V131H15ZM18 132H19V130H18ZM39 132V131H38ZM64 133V130L62 129V131H61V133ZM92 132V131H91ZM140 132H141V129L139 130V134H140ZM142 132H143V130H142ZM256 132V134L258 135V136H256V137H258V141H254L253 139H250L251 137H250V135L251 134H253V133H255ZM5 133H9V132H6L5 131ZM21 133V132H20ZM26 133V132H25ZM36 133H33V134H36ZM40 133V132H39ZM67 133H70L69 131H67ZM85 133H87V132H85ZM92 133H94V131L92 132ZM129 133V132H128ZM138 133V132H137ZM153 133V132H152ZM151 133V134H152ZM156 132H154V134H155ZM159 133V132H158ZM221 133H223V132H221ZM0 134H3V133H0ZM13 134V133H12ZM24 134V133H23ZM44 134H46V133H44ZM44 134H43V136H44ZM133 134V133H132ZM143 134V133H142ZM199 134V135H198ZM220 134V133H219ZM4 135V134H3ZM65 135V134H64ZM89 135V134H88ZM102 135V134H101ZM100 135V136H101ZM134 135V134H133ZM132 135V136H133ZM236 135V136H235ZM249 135V136H248ZM19 136V135H18ZM23 136V135H22ZM22 136H21V138H22ZM24 136H25V134H24ZM34 136V135H33ZM40 136V135H39ZM42 136V137H43ZM96 136V135H95ZM105 136V135H104ZM108 136V137H109ZM135 136H138V135H135ZM141 136V135H140ZM140 136H139V138H140ZM149 136H150V134H149ZM154 135H152V137H153ZM1 137V136H0ZM29 137H30V135H29ZM45 137V136H44ZM64 137H66V136H64ZM63 136H62V138H64ZM105 137H107V136H105ZM142 137H144V136H142ZM145 137H147L148 138V136H145ZM158 137V136H157ZM212 137V138H213ZM249 137V138H248ZM17 138L18 137H16V139H15V137L14 136H10V133H9V135H6L5 136V138L1 141V144H4V145H2V146H4L2 149H4L3 150V152H4V154H5V156H7L13 163L15 162V160H21V162H23V161H25L26 163L28 162V157H26V154L27 153H25V149L28 151L29 149H27L25 146H23V144H22V141H21V139H20V141H19V139H18V142H17ZM25 138H26V136H25ZM24 138V139H25ZM35 138V137H34ZM146 138V139H147ZM216 138L217 139H221V137H220V135L218 136V134H217V136H216ZM31 139V138H30ZM39 139H41V138H39ZM107 139V138H106ZM143 139V138H142ZM146 139H143V141H145L144 143H146L147 144V142H146ZM148 139H150V138H148ZM153 139V138H152ZM155 139V138H154ZM201 139V138H200ZM199 139V140H200ZM203 139V138H202ZM206 139V138H205ZM245 139V140H244ZM5 140V141H4ZM91 140V139H90ZM92 140H93V138H92ZM99 140V139H98ZM109 140V139H108ZM158 140H160V137H159V139ZM214 140V139H213ZM213 140H211V142H213ZM38 141V140H37ZM96 141V140H95ZM94 141V142H95ZM107 141V140H106ZM113 141V140H112ZM150 142H152L151 140H149ZM161 141V140H160ZM159 141V142H160ZM201 141V140H200ZM200 141H199V143H200ZM203 141H204V139H203ZM26 142V141H25ZM29 142V141H28ZM39 142V141H38ZM40 142H41V140H40ZM150 142H149V144H150ZM158 142V141H157ZM156 142V143H157ZM208 142V141H207ZM226 142V141H225ZM240 144H239V143ZM24 143V142H23ZM96 143V142H95ZM99 143V142H98ZM98 143H96L95 145H97ZM197 143H198V141H197ZM213 143H216V142H213ZM33 144V143H32ZM93 144V143H92ZM91 144V145H92ZM101 144V143H100ZM141 144V143H140ZM139 144V145H140ZM171 144V143H170ZM212 144V143H211ZM225 144V143H224ZM226 144H228V143H226ZM225 144V145H226ZM243 144V145H242ZM124 145V146H123ZM197 145V144H196ZM199 145V144H198ZM213 145V144H212ZM212 145H210V147H214V145L212 146ZM238 145H240V146H238ZM1 146V145H0ZM129 146V147H128ZM132 146V147H131ZM158 146H160V148H161V145H158ZM193 146V145H192ZM99 147V146H98ZM152 147H153V145H152ZM196 147V146H195ZM238 147L239 148H242V149H238ZM89 148V147H88ZM90 148H93L92 146L90 147ZM129 148V149H128ZM151 148V147H150ZM196 148H198V147H196ZM227 148V147H226ZM229 148V147H228ZM34 149V148H33ZM32 149V150H33ZM106 149V148H105ZM108 149H109V147H108ZM155 149V148H154ZM194 150H195V148H194ZM87 151V150H86ZM85 151V153H88V152H86ZM154 151H156V152H158V151H160V150H154ZM238 151V152H237ZM239 151H241L240 153H239ZM2 152V151H1ZM50 152V151H49ZM99 152V151H98ZM135 152V154H133ZM168 152V153H167ZM94 153V152H93ZM108 153V152H107ZM122 153H123V151H122ZM143 153H144V155H143ZM214 153H216V154H214ZM228 153V154H227ZM49 154H51V153H49ZM99 154V153H98ZM156 154V153H155ZM3 155V154H2ZM28 155H29V152H28ZM48 155V154H47ZM105 155V154H104ZM123 155H125L124 153H123ZM153 155V156H152ZM151 156L152 157H154V153L152 154ZM190 156V155H189ZM206 156V157H205ZM11 157V158H10ZM97 157V156H96ZM100 157H103L102 159H104V157L105 156H100ZM109 157V156H108ZM166 157H169V155L167 156L166 155ZM187 157V156H186ZM195 157H199V160H194L195 159ZM30 158V157H29ZM47 158V157H46ZM110 158V157H109ZM187 158H189V157H187ZM205 158H207V160L205 161L204 159ZM98 159H100V158H98ZM169 159V158H168ZM148 160H150V159H148ZM151 160H153V158H151ZM173 160V159H172ZM96 161H98V160H96ZM127 161H126V163H127ZM145 161V160H144ZM47 162V161H46ZM164 162H167V161H164ZM96 163V162H95ZM125 163V164H126ZM152 163V162H151ZM7 164V166H8V164H10V162L8 163H6ZM144 164V163H143ZM149 164V163H148ZM117 164H115L114 166H116ZM150 165V164H149ZM47 166V165H46ZM124 166H127V165H124ZM210 166H212V168L210 167ZM92 166H90V168H91ZM117 167V166H116ZM144 167H146V165L144 166ZM4 168H6V166L4 167ZM3 168V169H4ZM115 168V167H114ZM129 168L127 169V170H129ZM153 168V167H152ZM126 168H124V170H125ZM139 169V168H138ZM18 169H16L15 171H13L12 173H10L9 175L7 174V176H5L4 178H1V175L3 174L4 175V170L1 172L0 171V187H4V186H6L7 187V185L8 184H11L13 181H12V179L19 173V170L17 171ZM150 170V169H149ZM136 171V170H135ZM9 172V171H8ZM118 172V171H117ZM131 172V171H130ZM128 173V172H127ZM139 173V172H138ZM141 173H143V172H141ZM258 173V174H257ZM20 174V173H19ZM103 174V175H102ZM132 174V173H131ZM137 174V173H136ZM161 174H163V173H161ZM45 175V174H44ZM56 175H58V177L59 178H56ZM147 175V174H146ZM86 176V177H85ZM170 176H172L173 178H174V180H173V182H172V180H170V182H172V184L171 183H169L168 181H169V179H167L168 177H170ZM3 177V176H2ZM75 177L77 178V179H80V181L79 182H76V180H75ZM94 177H96L95 175H94ZM93 177V178H94ZM127 178H126V185H127V187H141L139 184H138V182H134V180H132V177L131 176H129L128 177V174H127V176H126ZM137 178H138V176H137ZM75 181H74V180ZM121 180H124V179H122L121 178ZM26 181V180H25ZM24 181V182H25ZM113 181V182H112ZM40 182V181H39ZM97 182V181H96ZM101 182L99 183V185L101 184ZM121 182V181H120ZM123 182V181H122ZM121 182V183H122ZM35 183V182H34ZM33 183V184H34ZM21 184V183H20ZM27 184V182H25V183H22V185H21V187H24L25 185ZM123 184V183H122ZM28 185V184H27ZM157 185V186H156ZM18 186V185H17ZM32 187H33V185H31ZM145 186V185H144ZM149 187H150V185H148ZM148 186H146V187H148ZM100 187H101V185H100ZM113 187V186H112ZM126 188V187H125ZM211 188V189H212ZM1 189V188H0ZM82 189V191H83V188H81ZM80 189V190H81ZM168 189H170V188H168ZM203 189V188H202ZM205 189H208V188H205ZM220 190V188H217V190ZM52 190V189H51ZM50 190V191H51ZM113 190V189H112ZM185 190V191H186ZM200 190V189H199ZM213 190H215V189H213ZM253 189H251V191H252ZM53 191L54 190H52V192L51 193H53ZM75 191H77V190H75ZM108 191V190H107ZM115 191V190H114ZM222 191V190H221ZM250 191V192H251ZM49 192V191H48ZM66 192H68V190L66 191ZM73 192V191H72ZM135 191H133V193H134ZM249 192V191H248ZM113 193V192H112ZM149 193V192H148ZM187 193V192H186ZM201 193H203V192H201ZM46 194H47V192H46ZM70 194V193H69ZM115 193H113L112 195H114ZM132 194V193H131ZM253 194V193H252ZM59 195V194H58ZM57 194H54V195H47V196H50L48 199L50 200L49 201V208H50V210H52V211H59V212H61L62 211V214H63V212L65 213L66 211H69V213H70V210L71 209H73V207H76L75 205L73 206V203H72V201H68L69 200V198L67 197V202L65 203V204H63L64 202H61V198L60 197H57L58 196ZM124 195V194H123ZM167 195V194H166ZM177 195H179V194H177ZM185 195V194H184ZM203 195H204V193H203ZM212 195V194H211ZM225 195V194H224ZM62 196V195H61ZM83 196H84V193H83ZM82 196V197H83ZM117 197V195H114V197ZM223 196V195H222ZM221 196V197H222ZM253 196H255L254 194H253ZM77 197V196H76ZM86 197H87V195H86ZM113 197V198H114ZM166 197V196H165ZM177 197V196H176ZM179 197V196H178ZM177 197V198H178ZM194 197H197V195H195ZM213 197V196H212ZM65 198V197H64ZM71 198V197H70ZM88 198V197H87ZM111 198H112V196H111ZM83 199H84V197H83ZM83 199H81V200H83ZM91 199V198H90ZM115 199V198H114ZM133 199V198H132ZM192 199H193V197H192ZM232 199H233V197H232ZM63 200V199H62ZM66 200V198L64 199V201ZM93 200V199H92ZM243 200V199H242ZM252 200H256L255 202H257V205L256 204H254L253 203V205H254V207H255V209L256 210H263V211H260V213H258V214H256V213H251V214H248L247 215V213H245V212H242V208L241 207H239V206H236V202L235 203H232V201H234V200H232V201H230V202H227V204H229L228 206H231V207H233L234 206V209L235 210H237L236 212H241V214H242V217L243 216H245V221H243V225L240 223V225H242V227H247L246 229H245V231L246 232H243V233H246L247 234V236H249L248 235V233H247V230H249V229H251L250 228V225L249 224H251V221L254 223V226H255V223L256 224H259L258 226H256V230L258 231V232H256L257 233V235L254 237L255 239H246V234H244V235H239L238 236V239L237 238H235L234 240H233V244L231 245V243H227L225 240H219L218 239V241H216V242H214L213 244H209L208 245V250H207V252L209 253V254H212V253H214L215 251L216 252H218V253H223V257H222V259H223V262L224 261H226V264H237V263H239L242 259H244L245 257H250V256H254V257H250L251 258V260L255 263L256 262V260L257 261H259L260 263L262 262V260H263V262H264V258H263V255H262V259H261V251H260V247L261 246H263V244H264V198H261V199H256V198H253ZM48 201V200H47ZM80 204H82L83 203V201H79V200H77ZM116 201V200H115ZM119 201V200H118ZM130 201V200H129ZM140 201V200H139ZM182 201V200H181ZM190 201V199H187L186 201H185V209L186 208H188L187 210L189 211L190 210V215H192V217L194 218L195 216H196V219L198 220V223L200 222H202V223H204L205 225H208L209 227L208 228H210V229H214L215 227H214V225L212 226L210 223L212 222V220L211 219H216L217 218V216H218V212H220L219 211V209L220 208H222L224 205H221V204H218L217 205V202H215V203H212V202H210V203H206V199H205V197H203V199L202 198H200V199H196V201H195V204H193V205H191V202H189ZM192 201V200H191ZM247 201V200H246ZM253 201V202H254ZM110 202V201H109ZM130 202H132V201H130ZM137 202V201H136ZM98 202H96V203H90V208H89V210L87 209V211L89 212V211H91V210H93L94 209V211H95V204H97ZM118 203V202H117ZM124 203V202H123ZM129 203V202H128ZM188 203H190V204H188ZM115 204V203H114ZM131 204V203H130ZM136 204H139V203H136ZM167 204V203H166ZM88 205V204H87ZM98 205V204H97ZM96 205V207H98ZM129 205V204H128ZM191 205V206H190ZM249 205V204H248ZM109 206H111V205H109ZM113 206H115V205H113ZM120 206V205H119ZM137 206V205H136ZM177 207H178V205H176ZM182 206V205H181ZM247 206V205H246ZM117 208H118V206H117ZM171 208V207H170ZM248 208H249V206H248ZM112 209H115V207H113ZM141 209V211L143 210L142 208H140ZM103 210H105V209H103ZM130 210H131V208H130ZM163 210V209H162ZM228 210V209H227ZM227 210H225V208H224V211H226L227 212ZM253 210V209H252ZM112 211V210H111ZM120 211H122V210H120ZM135 211V210H134ZM136 211H138L137 209H136ZM233 211V210H232ZM255 211V210H254ZM85 212H86V210H85ZM96 212V211H95ZM84 213V212H83ZM82 213V214H83ZM104 213V212H103ZM213 213H215V215H216V213H217V215H216V217H214L213 216V218L212 217H204L205 215H207V216H210L211 214H213ZM95 214H97L98 215V213L96 212ZM143 214V213H142ZM179 214V213H178ZM244 214V215H243ZM24 215H26V214H24ZM65 215V214H64ZM77 216V214H74V216ZM97 215H96V217H97ZM173 215V214H172ZM237 215H239V214H237ZM66 216V215H65ZM70 216V215H69ZM78 216H79V214H78ZM89 216V215H88ZM103 216H105V213H104V215ZM139 216V215H138ZM154 216V215H153ZM152 216V217H153ZM189 216V215H188ZM199 216V217H198ZM68 217V216H67ZM81 217V216H80ZM79 217V218H80ZM60 218H63V217H60ZM66 218V217H65ZM65 218H63V221L61 222L62 223V225L64 224L65 226L64 227H66L68 224H65V223H67V221H68V219H67V221H66V219ZM74 218V217H73ZM76 219H78L77 217H75ZM81 218H83V217H81ZM209 218V219H208ZM223 218V217H222ZM227 218V217H226ZM87 219V218H86ZM99 219V218H98ZM73 220H75V219H73ZM82 220V219H81ZM100 220V219H99ZM138 220V219H137ZM37 221V220H36ZM35 221V222H36ZM39 221V222H38ZM38 221L36 222V224H38V226H40V228L42 229V228H46V227H48V226H46V223H45V225H43V224H41V223H44L45 221H44V219L43 218H41L40 220L38 219ZM43 221V222H42ZM76 221V220H75ZM80 221V220H79ZM90 221V220H89ZM24 222V221H23ZM95 222H96V220H95ZM223 222H227V220H225V221H223ZM248 222H249V224H248ZM25 223V222H24ZM76 223V222H75ZM89 223V222H88ZM90 223H92V221L90 222ZM89 223V224H90ZM81 224V223H80ZM245 224H246V226H245ZM14 225H16V224H14ZM42 225V226H41ZM71 225H76V224H71ZM79 225V224H78ZM181 225V224H180ZM226 225V224H225ZM234 225V224H233ZM253 225V224H252ZM37 226V225H36ZM50 226V225H49ZM55 226V225H54ZM84 226V225H83ZM202 226V225H201ZM227 226V225H226ZM12 227V226H11ZM14 227V226H13ZM16 227V226H15ZM255 228V227H254ZM205 229V228H204ZM238 226H236V228H235V231H237L238 232ZM11 230V229H10ZM14 230H16V229H14ZM43 230V229H42ZM208 230V229H207ZM25 231V230H24ZM23 231V232H24ZM173 231H174V229H173ZM229 231V230H228ZM233 231L234 230H232L231 231V233H233ZM226 232V231H225ZM249 232V231H248ZM9 233V232H8ZM11 235V234H10ZM208 235V234H207ZM213 235V234H212ZM211 235V236H212ZM227 235V234H226ZM236 235V234H235ZM209 236V235H208ZM245 236V238H242V237H244ZM210 237V236H209ZM230 237V236H229ZM250 237V236H249ZM220 238V237H219ZM226 243H225V242ZM207 242V241H206ZM223 243V244H222ZM226 245H225V244ZM258 243V244H257ZM229 244V245H228ZM253 245V246H252ZM1 244H0V248H1ZM3 246H5V245H3ZM2 246V249H4V247ZM221 246H222V248H221ZM6 247V246H5ZM1 250V249H0ZM263 251V250H262ZM3 252V251H2ZM1 252V253H2ZM239 253V254H238ZM263 254V253H262ZM0 256H2V254H0ZM2 259V258H1ZM3 263H4V261H2ZM263 262H262V264H263ZM258 263V262H257ZM0 264H1V262H0ZM223 264H225V263H223Z\"/></svg>",
	"mask_w": 264,
	"mask_h": 264
}]
</instances>
